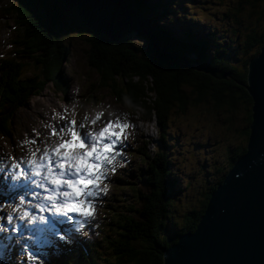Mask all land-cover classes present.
I'll return each mask as SVG.
<instances>
[{
  "label": "trees",
  "instance_id": "obj_1",
  "mask_svg": "<svg viewBox=\"0 0 264 264\" xmlns=\"http://www.w3.org/2000/svg\"><path fill=\"white\" fill-rule=\"evenodd\" d=\"M247 1L250 12L262 17L264 13L255 11L253 2ZM127 2L153 24L169 51L181 55L190 64L215 66L231 72V76L217 80L187 68L181 61H159L148 46H136L127 35L118 42H110L105 36L89 30L74 8H68L59 0H13L0 9V19L13 15L9 43L16 45V48L10 46L0 50V133L6 132L13 110L24 105L32 95H38L46 83L59 87V67L69 54V46L61 41L60 34L71 30L87 35L86 62L98 74L97 85L107 89L118 104L129 106L130 113L139 114L136 119L150 121L155 118L162 129L173 109L183 112L187 104L200 103L206 97L219 108L227 106L229 110L238 102L251 108L252 101L243 83L248 60L258 54L264 32L246 34L242 46L245 56L237 70L225 60L226 49L210 51L203 36L189 27L181 29L183 38L172 34L168 30L170 27L166 29L156 23L164 18L169 25L180 27L175 25L176 10L172 0ZM29 66L38 73L24 76L23 71ZM136 119L130 120L131 123ZM250 119L251 109L247 114L248 124ZM248 133L246 126L245 143ZM136 137L133 138V152L145 167L139 169L137 181L132 182L133 203L123 207L112 205L104 221H99L100 227L98 223L87 224L89 233L83 240L77 241L74 248L60 249L65 255L63 258L59 252L48 254L50 264H162L163 250L177 240V235L194 230L210 192L225 173L209 186L200 208L183 215L180 231L165 232L163 220L168 216L170 200L178 194L176 178L170 172L164 153L158 151L149 158V142ZM159 139H164L163 134ZM244 151L245 146L239 148L229 165ZM78 226L83 227L82 224ZM67 234L74 240L70 232Z\"/></svg>",
  "mask_w": 264,
  "mask_h": 264
},
{
  "label": "rangeland",
  "instance_id": "obj_2",
  "mask_svg": "<svg viewBox=\"0 0 264 264\" xmlns=\"http://www.w3.org/2000/svg\"><path fill=\"white\" fill-rule=\"evenodd\" d=\"M12 1L0 0V9L9 6ZM251 1L255 11L257 9L264 13V0ZM172 3L175 6L173 9L177 12H175V25L180 27L169 25L164 18L157 20L156 23L166 29L170 27L168 30L172 34L183 38L181 29L189 27L192 32L203 36L210 51L215 48L226 49V53L223 54L225 60L237 70H240L241 60L245 56L242 46L246 34L250 31L258 34L264 32V14L260 17L255 12L251 13L250 3L247 0H172ZM148 22L151 23L149 20ZM13 24L12 14L0 19L1 52L10 46L16 48V45L9 43ZM151 26L154 29L152 23ZM126 35L136 46L144 48L148 45L146 38L135 32ZM86 36L76 30L60 34L61 41L69 46V54L66 62L59 67V87L53 83H46L39 95H32L24 105L13 110L6 132L0 133V153L6 151L10 165L15 162V157L19 159L25 154L31 155L33 151L45 149L47 142L53 140L50 139L52 134L49 137L43 134L46 128L47 130L49 128V131L53 130L49 122H41L49 119L48 113L51 109L60 110L58 106H61L62 115L65 112L63 118L67 125L70 121L76 122L74 127L79 123L85 125L83 129H79L81 136L84 132L98 130L108 120L119 119L122 123L125 121L130 123L133 118H138L139 114L130 113L132 109L129 106L118 104L107 89L97 85L98 74L86 62L88 47ZM36 72V69L29 66L24 69L23 75L31 77ZM152 95L153 93L150 96ZM248 110H250L249 106L241 102L236 103L229 110L227 106L219 108L206 97L200 103L187 104L183 112L173 109L162 129L155 118L150 121L136 119L135 127L139 129V133H135L132 126L128 127L125 130L127 139L115 146L113 165L106 166L115 168V171L111 170L110 174H105L100 182L99 187L108 185L107 191L98 192L95 197H84L91 199L95 208L93 216L89 218L74 212H69L61 219L48 212L44 214V210L37 208L32 200L28 201L24 198V195L32 194L31 191H20L18 196L20 198L16 203L21 201L26 206H35V211L43 215L44 223L40 224L39 229L34 227L35 212L31 209L29 211L26 206L24 209L21 207L14 210L19 216L24 211L29 215L23 218L24 228L14 223L12 231L3 228L7 237L13 232L11 240L14 246L9 245L6 240L3 242L0 240V264H50L48 254L59 252V256L63 258L65 255L60 249L74 248L77 241L83 240L89 233L87 224L98 223L100 227L99 221H104L106 211H109L112 205L123 207L125 204L133 203L132 182L137 181L139 169L144 166L133 152L135 135L138 139L149 142L147 146V150L150 151L149 158L155 152L162 151L170 164V172L176 178L178 194L170 200L169 213L163 223L165 232L172 229L180 231L183 215L192 209L200 208L209 186L215 184L218 178L227 172L229 157L234 156L236 150L245 146L243 131L246 126L248 127ZM97 113H101L102 116L93 124L91 121ZM28 121L31 130L35 132L37 143L34 140L23 143L17 141L18 131L26 123V132L30 130ZM31 134L28 133L30 136ZM162 134L164 139L160 141ZM61 135L63 133H57L54 139L59 142ZM84 141L86 144L89 143L85 139ZM0 172L5 173V169H0ZM7 188L9 189L10 186ZM14 202L13 192L6 194L4 188L0 186V204L5 208L11 206L13 208ZM0 220V225L6 223V216L5 218L1 216ZM79 224L83 227H79ZM68 232L72 234L74 240L69 239Z\"/></svg>",
  "mask_w": 264,
  "mask_h": 264
},
{
  "label": "water",
  "instance_id": "obj_3",
  "mask_svg": "<svg viewBox=\"0 0 264 264\" xmlns=\"http://www.w3.org/2000/svg\"><path fill=\"white\" fill-rule=\"evenodd\" d=\"M74 8L82 23L110 42L129 32L146 38L159 61H181L221 80L231 72L195 66L163 45L148 20L127 0H59ZM243 87L251 98L245 151L210 192L194 230L177 235L162 253V264H264V40L248 60Z\"/></svg>",
  "mask_w": 264,
  "mask_h": 264
},
{
  "label": "snow or ice",
  "instance_id": "obj_4",
  "mask_svg": "<svg viewBox=\"0 0 264 264\" xmlns=\"http://www.w3.org/2000/svg\"><path fill=\"white\" fill-rule=\"evenodd\" d=\"M101 116V113H97L91 122L95 124ZM73 125H76V122L70 121L66 132L63 128L60 129V133H63V135L60 136L59 142L51 150L45 151L38 162L29 160L27 164L30 166L34 177L40 175L45 168L49 169V173L45 175V179L47 180L48 175L56 174L54 165L63 167L65 162L72 159L74 154L72 150H77L79 160L81 161L80 167L78 168V171L81 172L79 181H82L85 186L76 188V182L70 181L69 183L73 185L74 193L71 199H65L55 195L54 189H49L48 195L44 199L51 205L49 211L63 216H67L69 212H74L79 213L85 218H89L93 216L95 208L93 207V201L91 199H85L84 197H95L100 192L99 185L104 179L106 166L114 163L115 155L113 153L115 146L124 139H127L125 130L130 125L127 121L122 123L119 119L108 120L98 130L83 133L84 137L90 138L91 142L87 144L84 142L79 131L85 125L83 123H79L75 127ZM52 135H57L54 128ZM80 149H83V151H78ZM53 157H57L58 159L54 160ZM85 165L87 166L86 168L84 167ZM15 166L19 167V165ZM111 170L115 171V168ZM20 174L23 175V173ZM36 207L41 211L44 210L43 204H37ZM17 208H19V205H17ZM28 215V212L24 211L21 219ZM40 219L43 221L44 218L40 217Z\"/></svg>",
  "mask_w": 264,
  "mask_h": 264
},
{
  "label": "bare ground",
  "instance_id": "obj_5",
  "mask_svg": "<svg viewBox=\"0 0 264 264\" xmlns=\"http://www.w3.org/2000/svg\"><path fill=\"white\" fill-rule=\"evenodd\" d=\"M151 25V23H150ZM178 56L182 57L181 55L177 54ZM194 65V64H193ZM196 66V65H195ZM39 95V94H38ZM50 106V105H48ZM57 107V106H56ZM60 107V110L59 109H51L49 111L48 114L49 115V119L48 120H44L42 121L41 123L47 121L49 122L48 124L54 128L56 130L57 133H60V129H66L67 128V124H66V121L65 119L63 118L64 116V113L62 115V109H61V106H58ZM47 108V107H46ZM54 108V107H52ZM42 109V108H41ZM44 110V109H43ZM45 112V111H44ZM41 114V113H40ZM43 114V113H42ZM58 114V115H57ZM29 122L28 121V125H29ZM34 123V122H33ZM68 123V122H67ZM27 124V123H26ZM25 124V126H26ZM136 125V122H133L131 123L130 121V126H132V129L137 131V133H139V129H137V127H134ZM25 126L20 130L18 131V142L20 143H23L25 141H30V140H34L36 143H37V137L35 135V132L34 130H31L30 128V125L28 126L30 128V130L28 131L30 135H28V133L26 132V128ZM51 129V128H50ZM80 131V130H79ZM52 131H49V128L47 130V128L45 129L44 133L45 135H47L48 137L52 134L50 133ZM57 137V136H56ZM82 137L88 141L89 143L91 142L89 138L87 137H84L82 135ZM53 138V140H55V136L52 135V137H50V139ZM49 139V140H50ZM57 141V140H56ZM51 141L47 142L46 144V148L47 146L49 145ZM85 142V141H84ZM58 143V142H57ZM86 143V142H85ZM32 144V143H31ZM35 144V143H34ZM30 146V145H29ZM38 146V145H37ZM45 148V149H46ZM45 149H39L38 151H33L32 154H25L23 156H21L19 159H17L15 157V162L13 164L10 165V161H8V154L5 152H2L0 153V169L3 170L5 169V173L1 174L0 172V186H2L4 188V192L6 194H9V192H13L14 194V197H15V202L13 203V208L11 206V208H5L3 207L1 204H0V218L1 216H6V223L0 225V240L3 242V241H7L9 245H13V241L11 240V238H13V232H11L10 236L7 237L5 236V231L3 230L4 227H6L9 231H12L14 224H18L20 226V228H24L25 225H24V220L21 219V215L19 216L18 213H16V209H20L21 207H24L26 206L24 204V202H19L18 204L16 202H18L17 200L20 198L18 197L20 195V191H25V190H28V191H31L32 194H27V195H24V198L28 199L29 200H32L34 202V205L37 204V203H42L44 204V211L43 213L46 214L47 212L49 214H54L56 215L57 217H59L61 219V217H63V215L61 214H58V213H55L53 211H49V209L51 208V205L44 199V197L46 196L45 193V189H42V188H39L38 187V183L37 184H32L30 183L29 181L30 180H33L35 179V177L33 176V173L31 171V168L30 166L26 163V160L28 158H33L34 161H39L41 159V157L43 156V153L45 152ZM4 150V149H3ZM11 154H14L13 152H11ZM15 165H19V167L15 166ZM20 173H23V175H21ZM67 175V174H66ZM15 177V178H14ZM7 186L10 188L8 189ZM67 189L63 187V190L62 191H66ZM37 191V193H35L36 195H33V193ZM3 192V190H2ZM17 205H19V208H17ZM27 208H29V211H34V217H33V226L36 227V228H40V224L42 225L44 222V220L42 221L40 219V217H43V215H41V213L37 210L35 211V206L33 207H29V206H26ZM31 209V210H30ZM26 210V209H25ZM20 212V211H19ZM29 214V213H28ZM31 214V213H30ZM48 214V215H49ZM9 217H11V220L9 219ZM44 218V217H43ZM1 221V220H0ZM54 221V220H53ZM56 222V221H55ZM47 223V222H46ZM12 225V226H11ZM65 226V225H64ZM45 227V226H44ZM56 227V226H55ZM35 229V228H34ZM6 230V229H5ZM33 230V229H32ZM33 232V231H32ZM3 233V234H2ZM40 233V232H39ZM41 241V240H40ZM23 242V241H22ZM39 242V241H38ZM37 243V242H36ZM35 246V245H34ZM33 249V248H32ZM31 249V250H32Z\"/></svg>",
  "mask_w": 264,
  "mask_h": 264
},
{
  "label": "clouds",
  "instance_id": "obj_6",
  "mask_svg": "<svg viewBox=\"0 0 264 264\" xmlns=\"http://www.w3.org/2000/svg\"><path fill=\"white\" fill-rule=\"evenodd\" d=\"M65 135L67 134L65 133ZM56 143H57L56 140H52L47 146V148L45 149V151L51 150V148L54 147ZM72 151L74 153L72 159L70 161L65 162L63 167H58L57 165H54V167L56 168L55 175H48L47 180H46L45 175L48 174L50 170L45 168L40 175L35 176V179H33L31 183L32 184L38 183V187L45 189L47 195H48L49 189H54L55 195L61 198H65V199H71L74 193H73V185L69 183L70 181L76 182L75 183L76 188H81L85 186L82 181H79L81 172L78 171V168L80 167L81 161L79 160L78 152L75 149ZM78 151L82 152L83 149H80ZM53 159L57 160L58 158L53 157ZM29 160H33V158H28L26 160V163ZM84 167L86 168L87 166L85 165ZM110 172H111V168L106 167L105 174H110ZM61 173H63V175H61ZM62 187L66 188L67 190L61 191ZM107 188H108V185H104L103 187H100V192H106ZM33 195H36V194L33 193Z\"/></svg>",
  "mask_w": 264,
  "mask_h": 264
},
{
  "label": "flooded vegetation",
  "instance_id": "obj_7",
  "mask_svg": "<svg viewBox=\"0 0 264 264\" xmlns=\"http://www.w3.org/2000/svg\"><path fill=\"white\" fill-rule=\"evenodd\" d=\"M242 148V147H241ZM236 152H237V150H236ZM236 155H237V153L234 155V156H231V157H229V160H228V169H229V167H230V165H229V163L231 162V159L233 158V157H236ZM232 165V164H231ZM224 173H226V172H224ZM223 173V174H224Z\"/></svg>",
  "mask_w": 264,
  "mask_h": 264
}]
</instances>
